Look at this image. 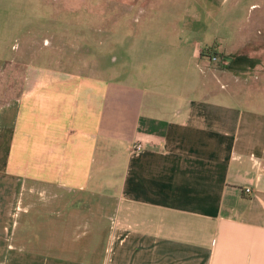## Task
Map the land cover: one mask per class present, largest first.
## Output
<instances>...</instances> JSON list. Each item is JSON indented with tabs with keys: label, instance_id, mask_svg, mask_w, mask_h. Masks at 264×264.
I'll return each mask as SVG.
<instances>
[{
	"label": "crops",
	"instance_id": "1",
	"mask_svg": "<svg viewBox=\"0 0 264 264\" xmlns=\"http://www.w3.org/2000/svg\"><path fill=\"white\" fill-rule=\"evenodd\" d=\"M209 3L188 7L210 19ZM191 41L194 59L215 51ZM29 71L0 89V264H264V115L149 75L143 91ZM15 192L26 206L9 221Z\"/></svg>",
	"mask_w": 264,
	"mask_h": 264
},
{
	"label": "rangeland",
	"instance_id": "2",
	"mask_svg": "<svg viewBox=\"0 0 264 264\" xmlns=\"http://www.w3.org/2000/svg\"><path fill=\"white\" fill-rule=\"evenodd\" d=\"M210 5L213 17L205 19L189 10L188 0H0V89L5 76L18 84L28 68L58 67L143 91L149 75L162 82L160 92L180 100L203 99L264 115V0ZM190 16L202 17L198 23L205 29L188 31L184 22ZM187 40L211 46L215 57L194 59ZM238 53L259 63L238 75L219 69L221 55ZM12 65L15 70L7 73ZM192 75L196 86L184 88L182 81ZM25 206L16 192L6 197L7 220L14 221Z\"/></svg>",
	"mask_w": 264,
	"mask_h": 264
},
{
	"label": "trees",
	"instance_id": "3",
	"mask_svg": "<svg viewBox=\"0 0 264 264\" xmlns=\"http://www.w3.org/2000/svg\"><path fill=\"white\" fill-rule=\"evenodd\" d=\"M203 55H209L212 57L216 54L210 49H206L202 52ZM223 57L224 65H221L219 69L229 72L233 75H238L239 73H245L250 70V68H254L258 63L259 59L249 56L247 54L238 53L232 56L221 55Z\"/></svg>",
	"mask_w": 264,
	"mask_h": 264
},
{
	"label": "built area",
	"instance_id": "4",
	"mask_svg": "<svg viewBox=\"0 0 264 264\" xmlns=\"http://www.w3.org/2000/svg\"><path fill=\"white\" fill-rule=\"evenodd\" d=\"M142 149H143V144H142L141 142H136V143H134V144L132 145V150H133L134 152H139V151H141ZM245 191L248 192L249 189H246ZM16 209H17V210H20V207L18 206V207H16Z\"/></svg>",
	"mask_w": 264,
	"mask_h": 264
}]
</instances>
